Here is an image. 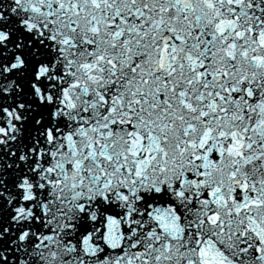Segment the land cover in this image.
Listing matches in <instances>:
<instances>
[{
  "label": "snow or ice",
  "instance_id": "obj_1",
  "mask_svg": "<svg viewBox=\"0 0 264 264\" xmlns=\"http://www.w3.org/2000/svg\"><path fill=\"white\" fill-rule=\"evenodd\" d=\"M0 264H264V0H0Z\"/></svg>",
  "mask_w": 264,
  "mask_h": 264
}]
</instances>
